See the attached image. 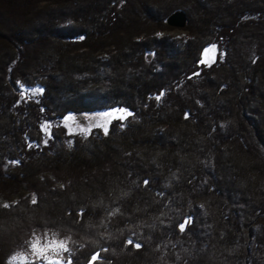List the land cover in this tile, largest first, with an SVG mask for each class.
I'll return each mask as SVG.
<instances>
[{
    "label": "trees",
    "instance_id": "16d2710c",
    "mask_svg": "<svg viewBox=\"0 0 264 264\" xmlns=\"http://www.w3.org/2000/svg\"><path fill=\"white\" fill-rule=\"evenodd\" d=\"M45 233L71 264H264V0H0V264Z\"/></svg>",
    "mask_w": 264,
    "mask_h": 264
},
{
    "label": "rangeland",
    "instance_id": "374dc122",
    "mask_svg": "<svg viewBox=\"0 0 264 264\" xmlns=\"http://www.w3.org/2000/svg\"><path fill=\"white\" fill-rule=\"evenodd\" d=\"M161 34H167V35H171L172 38L174 37H185L187 36L185 29L183 28H175V30L171 31H165V32H161ZM114 47L108 46L106 47L105 50H103V53L101 54H106L108 55V52L112 51ZM211 48V47H210ZM213 48V47H212ZM110 49V51H109ZM215 51H211L208 53L207 56H204V60H206L207 62H212L215 59V55H216V48H214ZM102 58L105 57V55L101 56ZM104 59V58H103ZM39 87V86H37ZM36 88L33 87H26V86H20L19 88V95H21L22 99H29V98H36V96L40 93H38L37 95L33 96L32 95V91L36 90ZM41 88V87H39ZM122 110V111H119ZM113 113V115H106L107 113ZM127 110L124 109H118V110H108V111H104L103 113L100 112H94V113H90L89 115L86 114H80L78 116H72L69 115L67 116L64 121L62 122L63 124H65L68 128L69 131H71L72 133L76 134H82V135H89L90 131L95 128V127H99L100 129L104 130V128H108V124H110V122L112 121V119H116V118H121L123 120L126 119L127 116L124 115V113H126ZM68 117H71V119H68ZM83 129V131H82ZM47 131L50 130V125L47 126L46 128ZM25 193H27L25 191ZM14 202L18 200V197H14L13 198ZM4 205L8 204L7 200L2 202ZM47 234V236L45 235H36L35 237H39L40 238V245L38 247H43L45 245V243L48 244V248L45 251V254L47 256H49L53 262L55 261H60L61 264H67L68 262V254L69 252V247H67L68 243L66 240L60 239L59 237L57 238L56 236H54L51 233H45ZM34 237V238H35ZM33 238V240H34ZM32 240V241H33ZM63 241L65 243V246L67 247L68 251L64 252L62 249L59 248V242ZM31 245V243H30ZM59 252V255H55L54 253ZM61 257H63V260H61ZM38 262V264H44L46 263L45 260L43 259H36V257L32 254V250L30 247V251L28 253H20L17 254V256H14L12 259V263L13 264H30V262Z\"/></svg>",
    "mask_w": 264,
    "mask_h": 264
},
{
    "label": "snow or ice",
    "instance_id": "6c2138e0",
    "mask_svg": "<svg viewBox=\"0 0 264 264\" xmlns=\"http://www.w3.org/2000/svg\"><path fill=\"white\" fill-rule=\"evenodd\" d=\"M211 51H215V49H214V48H206V49H204V56H207L208 53L211 52ZM206 62H207V61L204 60V59H201V60L199 61V63H201V64L206 63ZM194 75H198V73H195ZM43 91H44V90H43L42 88L37 87L36 90L32 91V95L35 96V95H37L38 93L42 94ZM162 95H163V93L157 95V96L155 97L156 100H160L161 97H162ZM119 111H122V110H119ZM106 115H113V113L110 112V113H107ZM124 115H125V116H130V115H132V113H131V112H126V113H124ZM68 119H71V117H68ZM82 131H83V129H82ZM104 132H105L106 135L108 134V129H107L106 127L104 128ZM44 143L46 144V143H47V140H45ZM29 147H31V145H29ZM148 183H149V181H147V180L144 181V184H145V185H147ZM32 202H33V203H36L35 198H33V201H32ZM4 207L7 208L8 205L5 204ZM192 221H193V218L190 217V216L187 217V218H184V219L179 223V225H178V227H179V231H180V232H184L186 226H187L189 223H191ZM45 236H47V234H45ZM129 243H132V241L129 240ZM39 245H40V238H39V237H35L34 240L31 242V250H32V254L36 257V259H43V260L46 261V264H61L60 261H55V262H53L52 259H51L49 256H47V255L45 254V251H46V249L48 248V244H47V243H45V245H44L43 247H38ZM135 246H136L137 248H139V247H140V244L137 243ZM59 248L62 249L64 252H67V251H68V249H67V247L65 246V243H64L63 241H60V242H59ZM54 254H55V255H59V252H56V253H54ZM97 259H98V254H94V255H92V256L90 257V260L87 262V264H95V261H96ZM61 260H63V257H61ZM67 264H71V260H70V259L68 260Z\"/></svg>",
    "mask_w": 264,
    "mask_h": 264
},
{
    "label": "water",
    "instance_id": "95a60500",
    "mask_svg": "<svg viewBox=\"0 0 264 264\" xmlns=\"http://www.w3.org/2000/svg\"><path fill=\"white\" fill-rule=\"evenodd\" d=\"M166 19L167 23L173 28H186L188 25V16L184 9L175 10Z\"/></svg>",
    "mask_w": 264,
    "mask_h": 264
}]
</instances>
